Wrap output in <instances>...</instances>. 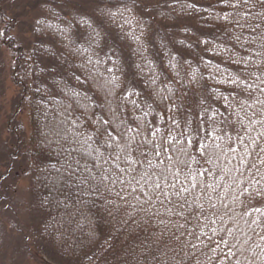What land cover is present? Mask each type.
I'll return each instance as SVG.
<instances>
[{
    "label": "trees",
    "instance_id": "16d2710c",
    "mask_svg": "<svg viewBox=\"0 0 264 264\" xmlns=\"http://www.w3.org/2000/svg\"><path fill=\"white\" fill-rule=\"evenodd\" d=\"M7 1L40 251L264 264V0Z\"/></svg>",
    "mask_w": 264,
    "mask_h": 264
},
{
    "label": "rangeland",
    "instance_id": "374dc122",
    "mask_svg": "<svg viewBox=\"0 0 264 264\" xmlns=\"http://www.w3.org/2000/svg\"><path fill=\"white\" fill-rule=\"evenodd\" d=\"M69 1L71 3L75 0ZM76 1L78 5L85 2ZM6 3L11 10L21 11L26 10L28 0H8ZM25 17L21 20L26 22L29 17L26 14ZM19 92L20 88L12 80L9 71V55L1 50L0 174L4 178L0 179V264H56L40 251L34 241L36 235L32 228L34 214L29 195L30 174L21 159L28 147L30 128L27 112L18 104ZM14 130L18 132L15 144L11 137ZM6 161L12 163L11 167L3 165ZM36 256L38 259H35Z\"/></svg>",
    "mask_w": 264,
    "mask_h": 264
},
{
    "label": "snow or ice",
    "instance_id": "6c2138e0",
    "mask_svg": "<svg viewBox=\"0 0 264 264\" xmlns=\"http://www.w3.org/2000/svg\"><path fill=\"white\" fill-rule=\"evenodd\" d=\"M109 71H111V69H109ZM235 82H236V81L233 80V83H235ZM110 83L115 84V80L110 81ZM225 99H227V97H225ZM105 124H108L109 127H111L109 121H105ZM129 130H131V129H129ZM97 131H98V132H102V133H103L106 137H108V138H111V136H112V133L108 130V128L98 129ZM117 131H119V130L117 129ZM159 131H160V129H159V128H156V129L154 130V133H153V134L155 135L156 133H159ZM119 134L121 135V137H123V132H119ZM173 139H175V137H173ZM169 143H171V141H169ZM205 147H206V146H205ZM157 154H159V153H157ZM157 187H159V185H157Z\"/></svg>",
    "mask_w": 264,
    "mask_h": 264
}]
</instances>
